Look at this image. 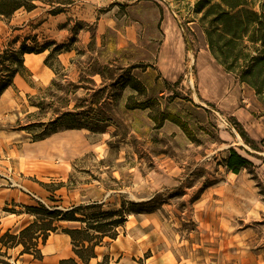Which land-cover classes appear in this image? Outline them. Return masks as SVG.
Wrapping results in <instances>:
<instances>
[{
    "label": "rangeland",
    "instance_id": "rangeland-1",
    "mask_svg": "<svg viewBox=\"0 0 264 264\" xmlns=\"http://www.w3.org/2000/svg\"><path fill=\"white\" fill-rule=\"evenodd\" d=\"M57 1L37 0L36 9L0 19V49L17 37V46L37 49L25 56L30 75H17L0 98L1 232L29 224L27 206L69 212L96 204L125 211L116 237L96 247L101 264H264V103L245 83L257 99L250 104L229 72L233 105L252 116L241 122L257 140L254 148L234 112L211 103L201 85L206 67L198 57L209 45L194 11L198 0ZM255 5L261 11L264 0ZM177 39L187 47L182 66L165 49ZM58 45L62 66L49 61L56 74L45 60ZM94 68L102 73L92 75ZM136 82L143 90L132 87ZM224 89L220 97L234 91ZM130 96L132 105L148 107L129 109ZM67 99L70 110L97 108L93 113L108 118L97 123L104 131L61 129L35 141L28 126L49 122ZM232 148L249 161L239 173L226 165ZM8 249L0 243V255Z\"/></svg>",
    "mask_w": 264,
    "mask_h": 264
},
{
    "label": "trees",
    "instance_id": "trees-1",
    "mask_svg": "<svg viewBox=\"0 0 264 264\" xmlns=\"http://www.w3.org/2000/svg\"><path fill=\"white\" fill-rule=\"evenodd\" d=\"M37 0H0V19H10L18 10L25 9L32 11L38 7ZM55 7L56 0H42ZM185 1V0H174ZM256 0H198L194 11L199 15V22L206 35L210 50L218 62L224 66L228 72L235 73L239 80L253 87L264 103V8L257 10ZM58 4H67L70 0H58ZM60 8H54L52 13H59ZM19 38L9 41L4 49H0V98L7 89L14 85L17 75L23 78L30 75L26 66V54L33 53L37 49L28 46L25 42L17 46ZM53 43H48L39 49L40 52L51 47ZM64 45H58L57 51L52 50L47 56L45 63L50 66L56 74H59L55 64L49 61L57 59L58 67L62 66L58 59L60 49ZM97 64V63H96ZM102 73L99 69H93L91 74ZM115 75V73H113ZM104 76V75H103ZM134 89L142 84L136 82L132 84ZM99 90H94L92 94L99 97V100H93V105L100 102ZM70 100L63 108L55 109L54 116L49 122L39 121L28 126L30 133L34 135V140H43L61 129L88 128L93 132H102L104 128L97 123L107 122L95 107L89 110H82L81 105L76 104L74 109L68 107ZM133 97L128 99L127 107L135 109L148 107V104H131ZM45 103L42 102L41 107ZM94 109V110H93ZM92 117H95L92 118ZM87 119V120H86ZM111 119V118H110ZM238 130L245 141L252 147H257V140L252 138L245 130L244 126L235 118ZM249 163L248 159L239 154L234 148L226 160L229 169L239 173L243 167ZM95 208V212L85 213L88 209ZM101 207L92 204L74 207L69 212L57 208L51 211L44 204L39 206H27V212L34 218L24 228L19 231L8 229L4 233L0 230V243L7 248L22 246V253L33 254L36 258H42L40 244H44L51 231H56L62 227V231L72 238L75 254L84 263L88 264L90 260L97 256L96 247L106 236L116 237V228L122 225L124 221V209L103 211ZM7 210V209H5ZM81 212V216L78 213ZM2 213L0 211V224ZM79 222L80 227H63L56 221ZM61 264H76L75 259L63 260ZM101 264V263H98Z\"/></svg>",
    "mask_w": 264,
    "mask_h": 264
},
{
    "label": "crops",
    "instance_id": "crops-1",
    "mask_svg": "<svg viewBox=\"0 0 264 264\" xmlns=\"http://www.w3.org/2000/svg\"><path fill=\"white\" fill-rule=\"evenodd\" d=\"M170 25L173 28L172 24ZM177 41L178 44H176ZM168 42H170L171 44L168 47L165 46V49L168 48L169 55L174 58L177 57L179 59L178 60L179 65L182 66L181 59L184 60V58L187 56L186 43L184 41H181L180 39H177L173 43L172 41H168ZM198 61L200 64H202V66L206 67L205 69L206 77H204V83L201 82V85L204 88L205 93H207L208 95V100L211 103H216V102L225 103L223 106L229 111L234 112L235 115L233 117L243 125L241 121L249 120L250 117L252 116L248 111H246V109H244V107H239V106L235 107L233 105V103H237L236 102L237 93H235V89H234L236 78L232 77L228 71L223 69V67L218 63V60L212 54L210 47L204 48L200 52ZM170 63L173 64V62ZM224 80H227V82L223 86L222 82ZM237 84L238 86L241 85L240 90L244 89V92L248 94L250 104L257 103V99L254 97L255 96L254 90H252L248 86H245L246 84L243 82H238ZM224 88H227V91L229 92L232 91V89H234V91L232 93L224 94V97H220L219 90L221 89L224 91L225 90ZM245 96L246 95H243L244 99L245 98L247 99V97ZM246 107H248V104L246 105ZM236 108H239L238 110H241V112H235ZM245 130L247 131L246 128ZM249 135L251 136L250 133ZM27 224L23 225L19 229L24 228ZM1 226H3V223L0 225V227ZM40 248L43 255L41 259L36 258L33 254L30 253H22V249H23L22 246L10 248L7 250L6 254L3 253L2 255H0V259L1 258L5 259V261L0 260V264H61V261L69 260V259H75L76 264H86L83 263L76 256L73 249L72 238L67 233L64 232L51 233L48 239L46 240V242L44 244H41ZM100 248H101L100 246L97 248V252H96L97 257L92 258L88 264H98L102 260L103 254H101L102 252L99 251ZM4 252H6V249L4 250Z\"/></svg>",
    "mask_w": 264,
    "mask_h": 264
},
{
    "label": "bare ground",
    "instance_id": "bare-ground-1",
    "mask_svg": "<svg viewBox=\"0 0 264 264\" xmlns=\"http://www.w3.org/2000/svg\"><path fill=\"white\" fill-rule=\"evenodd\" d=\"M27 56H28V54H27ZM29 60H31V58H30V57L26 59V64H28V63H29Z\"/></svg>",
    "mask_w": 264,
    "mask_h": 264
}]
</instances>
